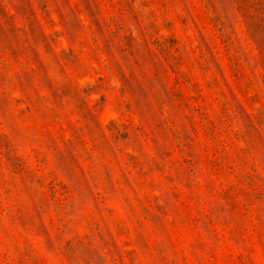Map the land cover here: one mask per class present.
Instances as JSON below:
<instances>
[{
  "label": "rangeland",
  "instance_id": "obj_1",
  "mask_svg": "<svg viewBox=\"0 0 264 264\" xmlns=\"http://www.w3.org/2000/svg\"><path fill=\"white\" fill-rule=\"evenodd\" d=\"M215 1L240 79L210 0H0V264H264V0Z\"/></svg>",
  "mask_w": 264,
  "mask_h": 264
},
{
  "label": "trees",
  "instance_id": "obj_2",
  "mask_svg": "<svg viewBox=\"0 0 264 264\" xmlns=\"http://www.w3.org/2000/svg\"><path fill=\"white\" fill-rule=\"evenodd\" d=\"M238 2L239 3L236 5L235 9L237 12H240V11H243L246 9V5L248 3L251 6L258 5L260 0H238ZM210 4L213 7V16L210 17V25L212 26V29L214 30L216 38L219 39L221 41V43H223L225 48H226V51H227V54L229 56V60L231 63V68L234 72L233 75L235 76L236 79H240L241 78L242 60H241V55L239 54L238 50L235 48V41L233 38V33H234L233 27L234 26L230 22H228L227 17L224 15V13L219 11L218 1L210 0ZM45 7H46V5L43 6V8H45ZM259 7L261 8L262 12H264L263 7L258 6V8ZM3 14L5 15L4 11L2 12L1 15H3ZM96 20H97V24H99V25H101L102 23L105 24V21L99 15L96 16ZM186 20L187 19L184 18V22ZM252 22L259 24L257 21V17H255V19H253ZM259 25H262V24H259ZM263 27H264V24H263ZM38 28H40V25L38 26ZM37 31H39L38 35L41 38V40L45 43V47H51V43L49 41L47 34L44 31H40L39 29ZM263 39H264V37H263ZM129 42H131V39ZM131 45H132V42L129 43L130 48H131ZM122 49L124 51H126L127 47L122 46ZM18 50H17V52H18ZM167 58L169 59V56ZM178 64L180 66L183 64V59L181 58V56L178 57ZM173 68H174L173 71L175 73H177L178 81L182 83L183 73L180 72V69L178 67H173ZM215 81H216V83L219 82V80L217 78L215 79ZM198 109H201V107ZM200 112L204 118H207L206 112H204L203 110H201ZM249 117H251V115ZM252 121H253V118H252ZM217 160H218V158L214 159L216 166L219 164V162L217 163Z\"/></svg>",
  "mask_w": 264,
  "mask_h": 264
}]
</instances>
